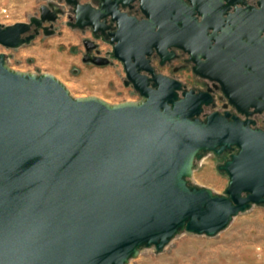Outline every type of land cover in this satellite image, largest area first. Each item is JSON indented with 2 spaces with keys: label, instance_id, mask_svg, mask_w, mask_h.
Listing matches in <instances>:
<instances>
[{
  "label": "water",
  "instance_id": "water-1",
  "mask_svg": "<svg viewBox=\"0 0 264 264\" xmlns=\"http://www.w3.org/2000/svg\"><path fill=\"white\" fill-rule=\"evenodd\" d=\"M65 1L74 6L70 25L109 38L126 83L143 100L74 98L53 75L12 71L0 53V264H128L143 246L161 251L184 231L215 236L252 205H264V130L230 112L201 120L207 94L184 91L179 99L182 83L156 74L146 58L169 47L195 55L193 24L211 30L212 40L217 24L235 32L243 25L249 39L256 26L264 41V0H207L209 9L206 0ZM135 2L142 19L121 10ZM62 12L42 5L30 22L0 24V45L30 44L46 22L52 25L44 35L54 34ZM33 25L36 33L28 34ZM199 76L219 86L237 112H263L264 90L242 88L239 77ZM233 151L218 166L229 176L226 195L188 185L196 159Z\"/></svg>",
  "mask_w": 264,
  "mask_h": 264
},
{
  "label": "rangeland",
  "instance_id": "rangeland-1",
  "mask_svg": "<svg viewBox=\"0 0 264 264\" xmlns=\"http://www.w3.org/2000/svg\"><path fill=\"white\" fill-rule=\"evenodd\" d=\"M52 0H0V24L10 26L30 22L40 15V7ZM58 1V0H54ZM67 15L60 16L53 36L41 34L30 44L15 49L0 45L6 64L15 72L37 76L50 74L59 80L74 98L97 97L109 104L140 101L132 87L124 84L125 70L119 60L106 67L82 60L83 33L66 25ZM110 51L107 46L103 53ZM188 82V75H180ZM231 152L217 156L204 153L196 159L190 187L207 188L215 195H226L229 176L218 166ZM128 264H264V205H252L234 217L229 226L215 236L180 232L161 250L154 246L140 248V254Z\"/></svg>",
  "mask_w": 264,
  "mask_h": 264
},
{
  "label": "flooded vegetation",
  "instance_id": "flooded-vegetation-1",
  "mask_svg": "<svg viewBox=\"0 0 264 264\" xmlns=\"http://www.w3.org/2000/svg\"><path fill=\"white\" fill-rule=\"evenodd\" d=\"M79 1L83 3L82 0ZM257 2L258 0H248V3L252 6H257ZM85 3H90L95 7L98 6V0H87ZM201 3L209 9V2L207 0ZM52 4L63 11L62 13H59L57 21L60 16L67 15L66 25L68 27L77 29L83 33H89V35L82 41L84 47L82 60L84 63L93 64L90 61H85L86 58L88 59L93 56L106 57L110 61L109 64L98 67L112 65L113 60H117L113 57V45L110 43L109 38L102 36L101 33H99L98 36L95 35L89 27L79 29L70 25V23L75 22L73 13L74 6L66 3L65 0H52L46 5L50 6ZM133 5V9L125 8L121 10L126 11L129 15L136 16L138 19H142L144 16L139 9V3L135 2ZM57 21L53 23L52 27L54 29V34L56 33ZM198 21H200L199 17ZM51 25L52 24L49 22L43 23L42 27L38 29L35 39L41 34L44 35L43 27ZM217 27H220L217 33V40H212L210 39V34L212 33L211 30H205L198 24L191 25L189 27L188 36L192 44V51L195 55L192 56V54H188L183 49L178 47H169L167 50L168 54H164L162 56L158 55L154 50L150 55L146 56L148 59V67L152 68L158 75H163L182 83V88L178 91L179 99H182L184 91H194L195 94H207V97L211 99V102L208 105L204 104L202 106V112L199 115L201 120H204L207 115L214 112H218L220 114L230 112L232 116H238L241 120L253 121V128H260L264 130V110L261 113H253L249 116L237 112L233 106L228 104V101L224 98L219 86H216V84L209 81L207 78L199 76L220 75L232 79H237L236 77H239L238 81L240 82L241 80L242 88L243 85L245 87L252 86L256 92L263 91L264 41H261V38L263 37L259 36L255 31L257 30L256 26L250 39L249 36L245 35L246 30L243 25L238 27L237 32L233 31L234 29H231L230 26L226 24H217ZM171 29H173V32L178 33L177 29ZM31 33H36V27L34 25L28 34ZM54 34L49 36H53ZM177 36H179V34ZM93 44L95 46H93ZM107 46L110 48V51L103 53V49ZM171 54L172 56H170ZM198 56L201 58L198 59ZM195 69H199V71L196 72ZM138 73L140 75H145L148 78H151L153 75L152 71L145 69L139 70ZM180 75H188L189 81L192 82L193 85L189 86L188 82ZM247 75L252 76L248 77ZM126 82L127 78L124 79L125 86L132 87L134 89L131 82ZM153 85L154 82L149 81V86L153 87ZM134 91L139 95L140 100H143V97H141L135 89ZM250 111H253V109H250ZM234 152L236 151L231 152V154Z\"/></svg>",
  "mask_w": 264,
  "mask_h": 264
},
{
  "label": "crops",
  "instance_id": "crops-1",
  "mask_svg": "<svg viewBox=\"0 0 264 264\" xmlns=\"http://www.w3.org/2000/svg\"><path fill=\"white\" fill-rule=\"evenodd\" d=\"M83 3L87 2V0H82Z\"/></svg>",
  "mask_w": 264,
  "mask_h": 264
}]
</instances>
